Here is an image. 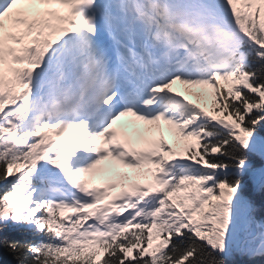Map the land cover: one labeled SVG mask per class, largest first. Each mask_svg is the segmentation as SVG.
<instances>
[{"label": "snow or ice", "instance_id": "obj_1", "mask_svg": "<svg viewBox=\"0 0 264 264\" xmlns=\"http://www.w3.org/2000/svg\"><path fill=\"white\" fill-rule=\"evenodd\" d=\"M5 253L264 264V0H0Z\"/></svg>", "mask_w": 264, "mask_h": 264}, {"label": "trees", "instance_id": "obj_2", "mask_svg": "<svg viewBox=\"0 0 264 264\" xmlns=\"http://www.w3.org/2000/svg\"><path fill=\"white\" fill-rule=\"evenodd\" d=\"M13 238L21 242H33V243H36L38 239V237H34L31 234H26V235L17 234ZM3 259L6 262V264H16V261L12 258V256L8 255L7 253L4 254ZM236 260H237V264H245V260L243 258L237 257Z\"/></svg>", "mask_w": 264, "mask_h": 264}, {"label": "rangeland", "instance_id": "obj_3", "mask_svg": "<svg viewBox=\"0 0 264 264\" xmlns=\"http://www.w3.org/2000/svg\"><path fill=\"white\" fill-rule=\"evenodd\" d=\"M211 100H213V97H212V95H211V90H210V91H208V94L204 97V99L201 100V101H199V102H200V104H203L204 106H205V105L208 106L207 104H208L209 102H211ZM165 135H166V139H167V141H168L169 143H171V135H167V133H166Z\"/></svg>", "mask_w": 264, "mask_h": 264}]
</instances>
